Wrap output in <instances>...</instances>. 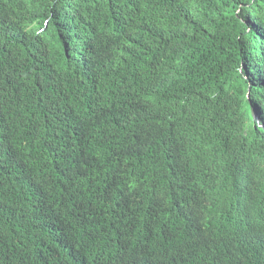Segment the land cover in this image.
Wrapping results in <instances>:
<instances>
[{
	"label": "trees",
	"instance_id": "obj_1",
	"mask_svg": "<svg viewBox=\"0 0 264 264\" xmlns=\"http://www.w3.org/2000/svg\"><path fill=\"white\" fill-rule=\"evenodd\" d=\"M0 264H264V0H0Z\"/></svg>",
	"mask_w": 264,
	"mask_h": 264
}]
</instances>
